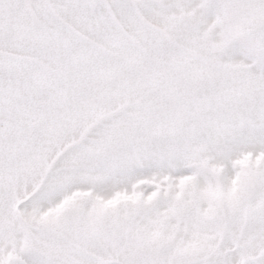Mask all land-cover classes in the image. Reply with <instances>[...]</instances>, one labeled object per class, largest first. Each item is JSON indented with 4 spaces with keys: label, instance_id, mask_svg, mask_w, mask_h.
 <instances>
[{
    "label": "snow or ice",
    "instance_id": "obj_1",
    "mask_svg": "<svg viewBox=\"0 0 264 264\" xmlns=\"http://www.w3.org/2000/svg\"><path fill=\"white\" fill-rule=\"evenodd\" d=\"M0 264H264V0H0Z\"/></svg>",
    "mask_w": 264,
    "mask_h": 264
}]
</instances>
